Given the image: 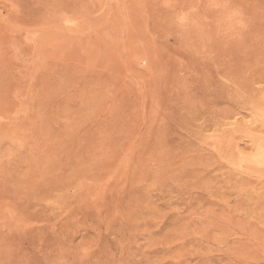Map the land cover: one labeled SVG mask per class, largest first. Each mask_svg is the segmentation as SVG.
I'll return each mask as SVG.
<instances>
[{
    "label": "rangeland",
    "instance_id": "rangeland-1",
    "mask_svg": "<svg viewBox=\"0 0 264 264\" xmlns=\"http://www.w3.org/2000/svg\"><path fill=\"white\" fill-rule=\"evenodd\" d=\"M258 42L264 0H0V264H264Z\"/></svg>",
    "mask_w": 264,
    "mask_h": 264
},
{
    "label": "bare ground",
    "instance_id": "bare-ground-1",
    "mask_svg": "<svg viewBox=\"0 0 264 264\" xmlns=\"http://www.w3.org/2000/svg\"><path fill=\"white\" fill-rule=\"evenodd\" d=\"M257 44H259V42L257 43ZM259 46V48H258V50L260 51V53H264V45H261V44H259L258 45ZM236 47V46H235ZM227 48V47H226ZM229 49V48H228ZM234 49V48H233ZM237 49V48H236ZM256 49V48H255ZM223 51V50H222ZM256 51V50H255Z\"/></svg>",
    "mask_w": 264,
    "mask_h": 264
}]
</instances>
